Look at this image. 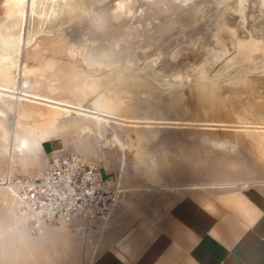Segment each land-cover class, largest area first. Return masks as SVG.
Segmentation results:
<instances>
[{"label":"rangeland","instance_id":"rangeland-1","mask_svg":"<svg viewBox=\"0 0 264 264\" xmlns=\"http://www.w3.org/2000/svg\"><path fill=\"white\" fill-rule=\"evenodd\" d=\"M71 154L152 218L189 191L164 188L264 184V0H0V178ZM3 186L0 224L11 211L26 242L50 238ZM102 223L52 228L87 264Z\"/></svg>","mask_w":264,"mask_h":264},{"label":"crops","instance_id":"crops-1","mask_svg":"<svg viewBox=\"0 0 264 264\" xmlns=\"http://www.w3.org/2000/svg\"><path fill=\"white\" fill-rule=\"evenodd\" d=\"M216 185L214 192L164 188L189 191L154 218L138 210L125 186L121 206L101 224L104 248L87 264H264V184ZM8 215L0 238L11 240L0 241V264H78L83 258L82 240L70 225L49 227L50 238L26 242L15 216Z\"/></svg>","mask_w":264,"mask_h":264},{"label":"built area","instance_id":"built-area-1","mask_svg":"<svg viewBox=\"0 0 264 264\" xmlns=\"http://www.w3.org/2000/svg\"><path fill=\"white\" fill-rule=\"evenodd\" d=\"M0 182L27 210V232L43 234L75 219L104 221L120 207L124 189L116 175L76 154L54 158L43 170Z\"/></svg>","mask_w":264,"mask_h":264},{"label":"bare ground","instance_id":"bare-ground-1","mask_svg":"<svg viewBox=\"0 0 264 264\" xmlns=\"http://www.w3.org/2000/svg\"><path fill=\"white\" fill-rule=\"evenodd\" d=\"M2 88V87H1ZM1 180H3L2 179V177H1ZM119 180V179H118ZM0 185L1 186H3L2 184H1V182H0ZM4 187V186H3ZM6 188V187H5ZM124 189V188H123ZM9 191V190H8ZM9 195H10V198H11V200H12V202H13V204H14V206L16 207V209H18V211H21L22 213H20L21 214V216L23 217V220H25L26 221V216H27V210L26 209H23V208H19V206L17 205V203L14 201V198H13V196H12V194L9 192ZM13 210V209H12ZM15 213V212H14ZM16 214H17V212H16ZM17 216V215H16ZM109 219V218H108ZM108 219H106V220H104L103 221V223L105 222V221H107ZM49 229V228H48Z\"/></svg>","mask_w":264,"mask_h":264}]
</instances>
